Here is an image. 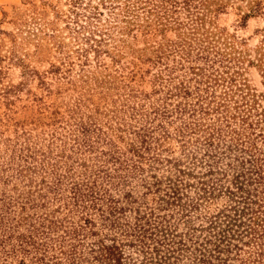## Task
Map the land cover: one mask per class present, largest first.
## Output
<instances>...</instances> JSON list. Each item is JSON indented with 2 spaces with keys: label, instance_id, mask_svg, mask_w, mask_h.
<instances>
[{
  "label": "trees",
  "instance_id": "16d2710c",
  "mask_svg": "<svg viewBox=\"0 0 264 264\" xmlns=\"http://www.w3.org/2000/svg\"><path fill=\"white\" fill-rule=\"evenodd\" d=\"M161 2L170 5L172 13L182 9L187 17L194 16L196 25L192 33H198L200 19L195 13L203 11L199 12L190 0H135L131 5L156 10ZM261 2L249 0L251 16L263 13ZM73 4H78V0ZM71 15L76 24L69 28L73 43L88 45L99 61L101 48L113 40V32L104 27L97 11L89 13L85 25L78 24L80 16L76 11ZM113 24L109 28L114 29ZM87 31L88 35H84ZM241 46V41L231 36L222 38L216 30L206 31L197 42L190 38L157 47L150 58L153 67H157L153 74V91L134 96L148 101L151 96L159 95L150 106V122L140 123L139 129L133 132L134 139L126 143L125 149L98 129L97 136L101 135L100 140L107 149L98 159L99 166H111L119 171V166L132 161V172H140L135 178L144 182L143 198L154 197L151 206L138 201L135 207L137 200L127 203L128 195L123 204L119 195L107 191L100 194L87 182L80 186L72 181L67 183L68 172H63V168L70 157L64 159L62 153L52 155L57 131L41 141V148H37V143L31 141V133L24 129L17 131L19 135L17 133L11 148L7 145L10 139H0V143L4 140L6 144L5 150H0V185H13L7 190L13 194L20 191L16 197L9 196L3 189L0 192V236L11 235L14 227L22 229L18 234L19 250L12 245L10 255L24 254L26 248L38 251V240L47 236L40 229L48 219L38 217L41 220L38 222L26 214L34 208L29 198L34 183L32 193L45 190L44 196L49 194L52 200H60L59 193L64 199L63 193L68 191V198L64 199L71 205L68 212L73 211L72 207L84 210L89 203L93 213L83 221L89 225L92 235L90 251L94 264H264V92L258 94L242 81L240 64L246 55ZM167 52L172 54L176 68L168 65ZM248 64H255L264 78V37L255 47L254 60L248 59ZM177 69L182 75L173 77ZM130 110L131 113L125 111L129 116L138 112L134 105ZM206 119L208 122H204ZM176 121L178 127L169 130ZM74 125L72 133L78 134L74 144L78 143L82 153L89 152L93 149L91 126L88 130L84 123ZM111 125L110 130L114 131L115 126L111 128ZM116 125V129L122 131L120 123ZM198 131L204 135H199ZM193 135L197 136L194 140L202 142L201 158L195 151L185 152L191 142H196L192 141ZM117 140L123 138L119 136ZM173 140L180 143L184 157L192 156L188 167L181 168L182 156L161 157L162 152L170 151L165 144ZM145 162L149 163V168L152 164L166 166V176L158 178L148 172L150 169L144 172ZM127 174L126 170L119 181L123 182ZM106 177L109 182L116 178L110 174ZM219 199L224 200V204L213 213H205L203 225L195 226L193 217L201 211V206L207 208L210 202ZM166 211L171 213L163 215ZM174 216L186 227L183 233H178L177 226L171 225L170 219ZM6 242L8 238H0V245L8 244ZM20 261L18 264H24L23 258ZM39 262L43 263L42 259Z\"/></svg>",
  "mask_w": 264,
  "mask_h": 264
},
{
  "label": "rangeland",
  "instance_id": "374dc122",
  "mask_svg": "<svg viewBox=\"0 0 264 264\" xmlns=\"http://www.w3.org/2000/svg\"><path fill=\"white\" fill-rule=\"evenodd\" d=\"M76 1L0 0V139H10L7 145L11 148L17 133L19 135L24 129L31 133V141L37 143V148H41V141L49 139L50 134L57 131L58 135H53L52 147H55L52 155L59 156L62 153L64 159L70 157L63 168V172H68L67 183L72 181L80 186L87 182L100 194L107 191L108 194L119 195L123 198V204L128 195L127 203L136 199L151 206L154 197L148 195L143 198L146 192L142 186L144 182L135 178L140 172H132V161L125 162L124 167L119 166V171L111 166H99L98 159L107 149L100 140L101 135L97 136L98 129L107 134V138L116 140L117 146L125 149L126 143L134 139L133 132L139 129L140 123L150 122V106L159 96H151L148 101L136 99L142 96L140 93L150 94L153 91V74L157 71V67H153L150 62L153 51L159 46L165 47L170 41H189L191 38L197 42L206 31L219 30L222 38L231 36L242 42L241 48L246 56L240 64L241 79L256 93H263L264 78L261 71L255 64L249 65L248 59L254 60L255 47L264 37V0L261 2L263 13L256 16L250 14L249 0H190L193 6L200 9L199 12L203 11L202 14L195 11L200 19L197 21L198 33H192V27L196 25L194 16L187 17V12L182 9L172 13L171 6L164 2L160 3L159 8H154L156 10L141 5L144 8L142 10L132 7L131 3L135 0H78V4L74 5ZM152 3L159 4L158 1ZM72 11L80 16L78 24L84 25L88 23L90 12H99L101 23L113 32V40L101 48L100 62L89 51L88 45L73 43L69 31V28L76 26L71 19ZM191 11L194 13V10ZM111 23H114V29L109 28L112 27ZM77 49L79 53H75ZM166 54L169 56L168 65L176 68L172 54ZM196 65L202 66L201 63ZM178 69L173 77L182 75ZM133 105L138 112L129 116L125 111L131 113ZM205 121L208 122V119ZM117 122L122 131L116 129ZM74 123H84L88 130L91 126L93 149H89V152L82 153L81 147H77L78 143L74 144L78 137L77 132L72 133ZM110 123L111 128L115 126L114 131L110 130ZM178 125L176 121L169 130ZM202 133L198 131L199 135ZM119 136L123 140L118 141ZM193 136L192 141H196L194 139L197 136ZM3 141L0 143L1 151L6 148ZM201 144L200 140L191 142L185 152L195 151L194 154L201 158L204 150ZM165 146L170 151L162 152V158L182 156L184 164L181 168L188 167L192 156L186 158L182 155L180 143L173 140ZM148 162L143 164L144 172L150 169L148 172L158 178L166 176V166L152 164V168H149ZM126 170L128 174L120 182L119 178ZM109 174L116 177L113 182L108 181L106 176ZM12 186L0 185V192L5 190L9 196L16 197L20 191L14 194L7 191ZM33 191L34 183L29 197L33 200L34 208L26 214L38 222L41 221L38 217L48 219L44 222V228L40 229L47 236L38 240V251L26 248V253L17 252L13 256L9 250L12 245L19 246L18 234L22 229L12 228L11 235L0 236L9 240L6 242L9 245H0V264H18L22 258L24 264H94V255L90 251L92 235L89 225L83 221V218L93 213L89 203L84 210L83 207H72L73 211L68 212L71 205L69 200L64 201L68 198V191L63 193L64 199L59 193L60 200L49 199V194L44 196L45 190ZM223 204L224 200L219 199L210 202L207 208L201 206V211L194 214L196 216L192 223L195 226L203 225L205 213H213ZM138 205L139 202L135 207ZM170 213L166 211L163 215ZM96 222L99 221L96 219ZM170 223L177 226L178 233L186 229L178 216L170 219ZM40 259L43 263L39 262Z\"/></svg>",
  "mask_w": 264,
  "mask_h": 264
}]
</instances>
